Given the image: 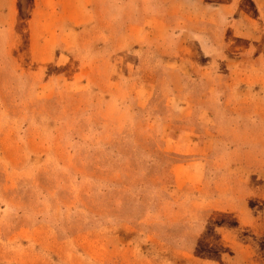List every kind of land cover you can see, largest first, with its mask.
I'll use <instances>...</instances> for the list:
<instances>
[{
  "label": "rangeland",
  "instance_id": "rangeland-1",
  "mask_svg": "<svg viewBox=\"0 0 264 264\" xmlns=\"http://www.w3.org/2000/svg\"><path fill=\"white\" fill-rule=\"evenodd\" d=\"M0 264H264V0H0Z\"/></svg>",
  "mask_w": 264,
  "mask_h": 264
}]
</instances>
